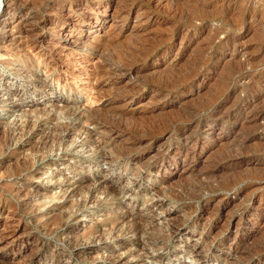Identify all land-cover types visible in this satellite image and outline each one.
Instances as JSON below:
<instances>
[{
	"label": "rangeland",
	"instance_id": "374dc122",
	"mask_svg": "<svg viewBox=\"0 0 264 264\" xmlns=\"http://www.w3.org/2000/svg\"><path fill=\"white\" fill-rule=\"evenodd\" d=\"M4 2L0 264H264V0Z\"/></svg>",
	"mask_w": 264,
	"mask_h": 264
},
{
	"label": "bare ground",
	"instance_id": "6f19581e",
	"mask_svg": "<svg viewBox=\"0 0 264 264\" xmlns=\"http://www.w3.org/2000/svg\"><path fill=\"white\" fill-rule=\"evenodd\" d=\"M9 1H10V0H9ZM12 2H13V1H12ZM16 3H17V2H16ZM8 4H9V3H8ZM19 4H20V3H19ZM9 5H10V4H9ZM11 6H12V5H11ZM16 6H17V5H16ZM18 6H19V5H18ZM3 7H5V2H4V0H0V11L3 9ZM6 7H7V6H6ZM8 7H9V6H8ZM14 7H15V6H14ZM19 7H20V6H19ZM16 10H17V9H16ZM18 10H19V9H18ZM21 11H22V10H21ZM18 12H19V11H18ZM183 17H184V16H183ZM180 20H181V19H180ZM2 23H3V22H2ZM22 29H24V28H22ZM25 29H26V28H25ZM17 30H18V29H17ZM1 31H3V29H2ZM19 32H21V31L19 30ZM19 32H17V33H19ZM24 32H25V31H24ZM5 33H6V32H5ZM27 33H28V32H27ZM22 34H24V33H22ZM28 34H29V33H28ZM24 35L26 36L27 34H24ZM24 35H23V36H24ZM23 36H21V37H23ZM28 36H30V35H27V38H29ZM68 36H69V35H68ZM1 37H2V36H1ZM12 38H13V37H12ZM25 38H26V37H25ZM25 38H24V39H25ZM0 39H1V38H0ZM27 40H28V39H27ZM160 40H161V39H160ZM11 41H12V40H11ZM20 41H22V40H20ZM28 42H29V41H28ZM28 42H27V43H28ZM35 42H36V41H35ZM155 42H157V41H155ZM164 42H165V41H164ZM0 43H1V42H0ZM18 43H19V41H18ZM24 43L26 44V42H24ZM31 43H32V41H31ZM2 44H3V43H2ZM12 44H13V43H12ZM16 44H17V43H16ZM19 44H20V43H19ZM29 44H30V43H29ZM34 44H36V43H34ZM5 45H6V44H5ZM23 45H24V44H23ZM39 45H40V44H39ZM2 46H3V45H2ZM24 46H25V45H24ZM26 46H27V45H26ZM26 46H25V47H26ZM148 46H149V45H148ZM30 47H33V46H29V48H30ZM1 48H2V47H1ZM4 48H5V47H4ZM11 48H12V47H11ZM20 48H21V47H20ZM29 48H28V50H30ZM82 48H83V47H82ZM133 48H134V47H133ZM144 48H145V47H144ZM5 49H7V48H5ZM16 49H17V48H16ZM21 49H22V48H21ZM23 49H24V48H23ZM37 49H38V48H37ZM146 49H147V48H146ZM25 50H26V49H25ZM76 50H77V49H76ZM85 50H86V49H85ZM18 51H19V50H18ZM83 51H84V50H83ZM85 52H86V51H85ZM13 53H14V52H13ZM9 54H10V53H9ZM19 54H20V53H19ZM88 54H89V53H88ZM147 54H148V53H147ZM151 54H152V53H151ZM0 55H1V54H0ZM17 55H18V52H17ZM18 56H19V55H18ZM104 56H105V55H104ZM2 57H4V56L2 55ZM7 57H9V56H7ZM68 57H69V56H68ZM98 57H99V56H98ZM148 57H149V56H148ZM0 58H1V57H0ZM4 58H6V56H5ZM69 58H70V57H69ZM139 58H140V57H139ZM2 59H3V58H2ZM52 59H53V58H52ZM82 59H83V58H82ZM82 59H81V60H82ZM144 59H145V58H144ZM13 60H14V59H13ZM18 60H19V58H18ZM143 61H145V60H143ZM194 61H195V60H194ZM73 62H74V61H73ZM82 62H83V61H82ZM102 62H103V61H102ZM131 62H132V61H131ZM137 62H140V61H137ZM84 63H86V62L84 61ZM87 63H89V62H87ZM105 63H106V62H105ZM108 63H109V62H108ZM135 63H136V62H135ZM128 64H129V63H128ZM132 64H133V63H132ZM136 64H138V63H136ZM139 64H140V63H139ZM81 65H83V64H81ZM134 65H135V64H134ZM120 66H121V65H120ZM120 66H119V67H120ZM81 67H82V66H81ZM107 67H108V66H107ZM129 67H130V66H129ZM82 68H83V67H82ZM92 68H93V67H92ZM111 68H112V67H111ZM188 68H189V67H188ZM88 69H89V68H88ZM94 69H95V68H94ZM119 69H120V68H119ZM111 70H112V69H111ZM92 71H93V70H92ZM94 71H95V70H94ZM113 72H114V71H113ZM174 72H175V71H174ZM184 72H185V71H184ZM190 72H191V71H190ZM86 73H87V72H86ZM89 73H90V72H89ZM80 74H81V73H80ZM93 74H94V73H93ZM165 74H166V73H165ZM182 75H183V74H182ZM92 76H93V75H92ZM92 76H91V77H92ZM106 76H107V75H106ZM167 76H168V75H167ZM96 77H97V76H96ZM103 77H104V76H103ZM162 77H163V76H162ZM186 77H187V76H186ZM79 78H81V77H79ZM79 78H78V79H79ZM109 78H110V77H109ZM160 78H161V77H160ZM169 78H170V77H169ZM85 79H86V78H85ZM163 79H165V78L163 77ZM163 79H162V80H163ZM181 79H182V78H181ZM186 79H187V78H186ZM139 80H140V79H139ZM159 81H160V80H158V82H159ZM163 81H164V80H163ZM166 81H167V80H166ZM174 81H175V80H174ZM138 82H139V81H138ZM161 82H162V81H161ZM161 82H159V83H161ZM79 83H80V82H79ZM111 83H112V82H111ZM164 83H165V81L163 82V84H164ZM189 83H190V82H189ZM154 84H155V82H154ZM154 84H153V85H154ZM163 84L161 83V86H163ZM175 84H176V83H175ZM157 85H158V84H157V82H156L155 86H157ZM159 85H160V84H159ZM164 86H165V85H164ZM75 87H76V86H75ZM91 88H92V87H91ZM158 88H159V87H158ZM172 89H173V87H172ZM172 89H171V90H172ZM162 90H163V89H162ZM168 90H169V89H168ZM159 91H160V90H159ZM170 92H171V91H169V93H170ZM81 93H82V92H81ZM169 93H168V94H169ZM156 94H157V93H156ZM137 113H138V112H137ZM85 115H86V114H85ZM116 115H117V114H116ZM221 115H222V114H221ZM221 115H220V116H221ZM120 117H121V116H120ZM120 117H119V118H120ZM127 117H128V116H127ZM133 117H134V116H133ZM124 118H125V117H124ZM87 119H88V118H87ZM121 119H122V118H121ZM93 121H94V120H93ZM93 121H92V122H93ZM122 121H123V120H122ZM90 123H91V122H90ZM95 124H96V123H95ZM139 125H140V124H139ZM96 126H97V125H96ZM122 128H123V127H122ZM5 129H6V128H5ZM144 129H145V128H144ZM156 133H157V132H156ZM159 153H160V152H159ZM193 154H194V153H193ZM186 158H187V157H186ZM189 158H190V157H189ZM165 159H166V158H165ZM174 159H175V158H174ZM191 159H193V158H191ZM21 165H22V164H21ZM30 166H31V165H30ZM22 167H23V166H22ZM24 167H25V166H24ZM249 228H250V227H249ZM252 228H253V227H252ZM246 260H247V259H246ZM243 264H244V263H243Z\"/></svg>",
	"mask_w": 264,
	"mask_h": 264
}]
</instances>
